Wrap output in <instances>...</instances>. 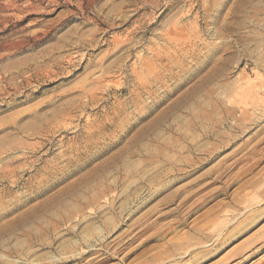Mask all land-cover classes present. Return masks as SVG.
Returning a JSON list of instances; mask_svg holds the SVG:
<instances>
[{"label": "rangeland", "instance_id": "374dc122", "mask_svg": "<svg viewBox=\"0 0 264 264\" xmlns=\"http://www.w3.org/2000/svg\"><path fill=\"white\" fill-rule=\"evenodd\" d=\"M262 185L264 0H0V264H184Z\"/></svg>", "mask_w": 264, "mask_h": 264}, {"label": "bare ground", "instance_id": "6f19581e", "mask_svg": "<svg viewBox=\"0 0 264 264\" xmlns=\"http://www.w3.org/2000/svg\"><path fill=\"white\" fill-rule=\"evenodd\" d=\"M198 64V63H197ZM211 82H212V80L211 79H209ZM208 81V80H207ZM206 81V82H207ZM210 81H208V83H211ZM205 82V81H204ZM206 86H208V85H206ZM203 87V86H202ZM197 89V88H196ZM204 89H205V87H204ZM203 90V89H202ZM197 91V90H196ZM193 93V92H192ZM194 93H195V91H194ZM197 93V92H196ZM208 93H210V91H208ZM195 96V95H194ZM187 98V97H186ZM196 98V97H195ZM184 99V98H183ZM192 99V98H191ZM189 100V99H188ZM184 102H185V100H184ZM182 103V102H181ZM186 103V102H185ZM185 103H182V104H185ZM181 105V104H180ZM258 182V181H257ZM257 182H256V184H257ZM259 182H260V180H259ZM247 184H248V181L246 182ZM247 184H245V185H247ZM244 185V184H243ZM261 185V184H260ZM254 186V185H253ZM257 186H259L258 184H257ZM256 186V187H257ZM262 186H264V185H262ZM261 186V187H262ZM247 187V186H246ZM255 187V188H256ZM260 187V186H259ZM259 187H258V189H257V191L259 190ZM241 188H243V186L241 187ZM236 192V191H235ZM235 192H233V193H235ZM261 192V191H260ZM243 193V192H242ZM241 193V194H242ZM237 194V193H236ZM240 194V195H241ZM246 194V193H245ZM244 194V195H245ZM261 194V193H260ZM233 195V194H232ZM257 195V194H256ZM234 196V195H233ZM232 196V197H233ZM246 196V195H245ZM240 197H242V196H240ZM233 198H235V197H233ZM259 202H261V201H259ZM247 204V203H246ZM258 204V203H257ZM254 205V204H253ZM259 205V204H258ZM233 206V205H232ZM260 206V205H259ZM220 207V206H219ZM249 207H251L252 208V206H249ZM249 207H247V208H249ZM217 208V207H216ZM232 208H235V207H232ZM246 208V207H245ZM256 208V207H255ZM225 209L226 208H224V212H225ZM214 210V209H213ZM217 210V209H216ZM215 210V211H216ZM219 210H221L220 208H219ZM219 210H217V211H219ZM229 210H231L230 209V207H229ZM235 210V209H234ZM248 211H249V209H247ZM251 211V210H250ZM264 211V208L262 207V208H256V209H252V211L250 212V214H249V216H247V217H245V219L242 221L241 220V222H239V224L237 225V226H235V228H234V226H233V228H234V230L231 232V234L230 235H228L227 237L225 236V238L223 239V238H221V237H217L218 239H217V242H216V244L214 243V244H212V245H209V244H206L205 246V248L204 249H199V251L197 250V251H193L194 253H193V255H192V258H189L190 259V262H188L187 261V263H184V264H197V262L200 260V259H202L204 256H206V255H208V254H211V253H214V252H216L217 250H219L220 248H222V247H224L230 240H231V238H234L235 237V235L236 234H238L239 232H242V231H244V229L247 227V225H248V223H250L251 221L250 220H253L254 218H256V217H259V215L262 213ZM227 212V211H226ZM231 212V211H230ZM236 212H238V209L236 210ZM213 213V212H212ZM211 213V214H212ZM229 213V212H228ZM233 213H235L234 211H233ZM242 213H244V212H242ZM247 213V212H246ZM214 214V213H213ZM216 214L217 215H221L219 212H216ZM230 214H232V213H230ZM236 214V213H235ZM234 215V214H233ZM243 215V214H242ZM247 215V214H246ZM230 216V215H229ZM232 216V215H231ZM243 216H245V215H243ZM217 217V216H216ZM225 217V216H224ZM223 217V218H224ZM241 217V216H240ZM241 218H244V217H241ZM217 219H219V217L217 218ZM213 220H214V218H213ZM238 220V219H237ZM210 221V220H209ZM209 221H207V222H205V224H203L202 223V225H200L199 227H197V228H195L196 230H194L195 232L194 233H198V234H200L201 233V231H203L205 228H208L209 227V223H212V222H209ZM215 221V220H214ZM236 221V220H235ZM234 222V221H233ZM188 224V223H187ZM224 224V223H223ZM237 224V223H236ZM233 225V224H232ZM171 227V226H170ZM202 228H204V229H202ZM228 229V228H227ZM227 229H226V231H227ZM264 229V228H263ZM213 230V229H212ZM206 231V230H205ZM223 231H224V229H223ZM260 232V231H259ZM227 233H229V232H227ZM264 233V232H263ZM206 234V233H205ZM211 235H212V233H210ZM223 234V233H222ZM217 235V234H216ZM226 235V234H225ZM188 236H190L191 237V239L194 237V238H196V237H198V236H193L192 234H188ZM206 236V235H205ZM220 236V235H219ZM256 236V235H255ZM260 236V235H259ZM223 237V236H222ZM182 238V237H181ZM212 238H213V236H212ZM257 238V237H256ZM253 239V238H252ZM188 240V239H187ZM215 240V239H214ZM254 240V239H253ZM253 240H251V241H253ZM189 241V240H188ZM187 241V242H188ZM169 242V241H168ZM167 242V243H168ZM172 242V241H171ZM182 242V241H181ZM193 242V241H192ZM190 243V244H193V243ZM205 242V241H204ZM207 242V241H206ZM248 242V241H247ZM174 243V242H173ZM178 243H179V241H178ZM196 243H197V241H196ZM246 243V242H245ZM180 244H182V243H180ZM194 244H195V242H194ZM246 244H249V243H246ZM179 245V244H178ZM200 245H202V244H200ZM239 245V244H238ZM192 246H194L195 247V245H192ZM245 246V245H244ZM243 246V247H244ZM255 246V245H254ZM179 247V246H178ZM190 246H188V248H189ZM194 247H193V249H194ZM198 247V246H197ZM238 247V246H237ZM242 247V248H243ZM199 248V247H198ZM241 248V249H242ZM179 249V248H178ZM197 249V248H196ZM233 249H235L236 251L237 250H239L240 249V247H239V249L237 248H233ZM231 251V250H230ZM253 251V250H252ZM260 251V250H259ZM178 252V251H177ZM249 252V251H248ZM248 252L246 253V254H248ZM256 252H258V251H256ZM185 253V252H184ZM187 253H188V251H187ZM229 253V252H228ZM234 253V252H233ZM236 253V252H235ZM234 253V254H235ZM190 254H191V252H190ZM233 254V255H234ZM251 254V253H250ZM249 254V255H250ZM254 254V253H253ZM183 255V254H182ZM187 255V254H186ZM232 255V256H233ZM185 256V255H184ZM241 256V255H240ZM246 256H248V255H246ZM190 257V256H189ZM238 257V256H237ZM249 257V256H248ZM153 258V257H152ZM169 258H171V257H169ZM173 258V257H172ZM243 258V257H242ZM251 258V257H250ZM154 259H158V256H157V258L155 257ZM232 259V258H231ZM244 259H246L245 258V256H244ZM155 260V261H156ZM229 260H230V257H229ZM228 260V261H229ZM233 260V259H232ZM147 261H148V258H147ZM244 262V261H243ZM147 263V262H146ZM151 263V262H150ZM149 263V264H150ZM152 263H154V262H152ZM174 263V262H173ZM228 263V262H227ZM143 264V263H142ZM175 264V263H174ZM176 264H183V262H181V263H179V262H177ZM235 264V263H234Z\"/></svg>", "mask_w": 264, "mask_h": 264}]
</instances>
